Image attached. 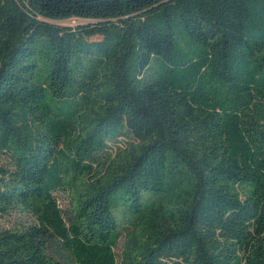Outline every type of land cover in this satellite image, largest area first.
Listing matches in <instances>:
<instances>
[{"label":"trees","instance_id":"trees-1","mask_svg":"<svg viewBox=\"0 0 264 264\" xmlns=\"http://www.w3.org/2000/svg\"><path fill=\"white\" fill-rule=\"evenodd\" d=\"M12 213L0 264H264V0H0Z\"/></svg>","mask_w":264,"mask_h":264},{"label":"rangeland","instance_id":"rangeland-1","mask_svg":"<svg viewBox=\"0 0 264 264\" xmlns=\"http://www.w3.org/2000/svg\"><path fill=\"white\" fill-rule=\"evenodd\" d=\"M50 22L54 25L68 26L72 28L79 26V25H86L88 23L86 20H81V19H69V20H64V21H50ZM88 40L89 41L99 40V37L94 36V37L89 38ZM56 196H57V201L60 207L62 209H66L67 202H66L64 195L61 192H59L56 194ZM18 223L22 225H30L34 223V219L31 215H28L25 217H19L15 213H12L10 216L0 219V227L2 228H10L14 224H18ZM121 243H122L121 241L118 243V246L115 250L116 254L120 252Z\"/></svg>","mask_w":264,"mask_h":264}]
</instances>
